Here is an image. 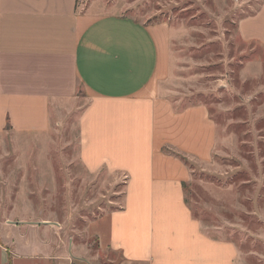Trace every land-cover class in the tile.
<instances>
[{
    "label": "crops",
    "instance_id": "crops-1",
    "mask_svg": "<svg viewBox=\"0 0 264 264\" xmlns=\"http://www.w3.org/2000/svg\"><path fill=\"white\" fill-rule=\"evenodd\" d=\"M261 21L264 3L239 22L241 38L264 45V25L245 27ZM171 39L167 22L95 15L78 0H0V129L46 132L79 108L81 165L92 175L125 180L121 207L105 217L107 231L97 229L100 247L129 263L208 264L212 251L211 264H236L231 243L209 239L185 201L189 163L212 157L216 126L206 105L179 108L181 100L161 95L170 78ZM8 230L16 228L0 230L7 244H0V264L80 261L78 251L73 262L72 252L16 241ZM40 231L53 233L51 226ZM175 238L181 243L171 256ZM81 264L106 263L87 257Z\"/></svg>",
    "mask_w": 264,
    "mask_h": 264
},
{
    "label": "rangeland",
    "instance_id": "rangeland-1",
    "mask_svg": "<svg viewBox=\"0 0 264 264\" xmlns=\"http://www.w3.org/2000/svg\"><path fill=\"white\" fill-rule=\"evenodd\" d=\"M78 1L95 15L169 23L170 78L161 95L181 100L179 108L206 105L216 126L212 157L189 163L193 179L184 188L185 201L209 239L231 243L236 264H264V45L244 41L238 29L264 0ZM263 25L245 27L260 31ZM79 116L78 108L40 133L0 129V230L16 228L8 235L32 246L46 241L56 250L78 251V264L87 257L139 264L99 245L97 229L107 231L105 217L121 207L125 180L108 172L92 175L81 165ZM45 226L53 233L44 235ZM170 241L174 250L168 253L176 256L181 242ZM0 244L7 247L3 239ZM206 258L211 264L217 254L208 251Z\"/></svg>",
    "mask_w": 264,
    "mask_h": 264
}]
</instances>
